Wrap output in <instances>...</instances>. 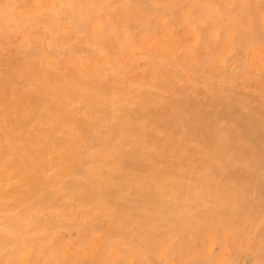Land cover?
<instances>
[{"label": "rangeland", "instance_id": "obj_1", "mask_svg": "<svg viewBox=\"0 0 264 264\" xmlns=\"http://www.w3.org/2000/svg\"><path fill=\"white\" fill-rule=\"evenodd\" d=\"M50 1L0 0V264H264V0Z\"/></svg>", "mask_w": 264, "mask_h": 264}, {"label": "bare ground", "instance_id": "obj_2", "mask_svg": "<svg viewBox=\"0 0 264 264\" xmlns=\"http://www.w3.org/2000/svg\"><path fill=\"white\" fill-rule=\"evenodd\" d=\"M32 1H33V0H32ZM36 1H37V0H36ZM47 1H48V0H47ZM51 1H52V0H51ZM51 1H50V2H51ZM54 1H56V0H54ZM62 1H63V0H62ZM64 1H67V2H68V0H64ZM191 1H192V0H191ZM204 1H205V0H204ZM241 1H244V0H241ZM248 1H249V0H246V2H248ZM251 1H252V0H251ZM251 1H250V2H251ZM12 2H13V0H12ZM70 2H71V1H70ZM126 2H127V1H126ZM126 2H125V3H126ZM189 2H190V1H189ZM195 2H197V1H195ZM228 2H229V1H228ZM228 2H227V3H228ZM246 2L244 1V4H245ZM253 2H255V0H254ZM258 2H260V1L258 0ZM82 3H83V2H82ZM113 3H114V2H113ZM205 3H207V2H205ZM229 3H230V2H229ZM231 3H232V1H231ZM240 3H242V2H240ZM256 3H257V1H256ZM256 3H255V4H256ZM2 4H3V3H2ZM5 4H6V3H5ZM64 4H65V3H64ZM64 4H63V5H64ZM134 4H135V3H134ZM13 5H14V4H13ZM13 5H12V6H13ZM37 5H38V4H37ZM39 5H40V4H39ZM46 5H48V4H46ZM65 5H66V4H65ZM69 5H70V4H69ZM230 5H231V4H230ZM230 5H229V6H230ZM240 5H241V4H238V7H239ZM258 5H259V4H258ZM5 6L7 7V5H5ZM5 6H4V7H5ZM15 6H16V5H15ZM71 6H72V5H71ZM82 6H83V5H82ZM188 6H189V4H188ZM190 6H191V3H190ZM227 6H228V5H227ZM246 6H247V5H246ZM10 7H11V6H10ZM21 7L23 8L24 6L21 5ZM26 7H27V6H26ZM37 7H38V6H35V7H33V8L35 9V8H37ZM55 7H56V6H55ZM65 7H66V6H65ZM65 7H64V9H65ZM241 7H242V5H241ZM8 8H9V7H8ZM57 8L61 9L60 7H57ZM70 8H71V7H70ZM239 8H240V7H239ZM243 8H244V7H243ZM257 8H258V7H257ZM5 9H6V8H5ZM5 9H4V10H5ZM67 9H68V8H67ZM67 9H65V10H67ZM76 9H77V8H76ZM78 9H79V8H78ZM84 9H85V8H84ZM135 9H136V8H135ZM187 9H189V8H187ZM17 10H18V9H17ZM42 10H43V8H42ZM61 10H62V9H61ZM70 10H71V9H70ZM166 10H167V9H166ZM171 10H172V9H171ZM213 10H214V9H213ZM240 10H241V8H240ZM253 10H254V9H253ZM255 10H257V9H255ZM9 11H10V10H9ZM9 11H8V12H9ZM21 11H22V10H21ZM34 11H35V10H34ZM73 11H74V9H73ZM187 11H188V10H187ZM214 11H215V10H214ZM260 11H261V10H260ZM3 12H4V11H3ZM25 12H26V10H25ZM83 12H84V11H83ZM232 12H233V11H232ZM258 12H259V11H258ZM21 13H23V12H21ZM71 13H72V12H71ZM73 13H74V12H73ZM78 13H79V10H78ZM84 13H85V12H84ZM86 13H87V12H86ZM140 13H141V12H140ZM146 13H147V12H146ZM163 13H164V12H163ZM239 13H240V12H239ZM245 13H247V12H245ZM5 14H6V13H5ZM79 14H80V13H79ZM263 14H264V12H263ZM12 15H13V13H12ZM27 15H28V13H27ZM77 15H78V14H77ZM105 15H106V14H105ZM105 15H104V16H105ZM138 15H140V14H138ZM165 15H166V13H165ZM261 15H262V13L260 14V17H261ZM8 16H9V15H8ZM41 16H42V15H41ZM75 16H76V15H75ZM80 16H81V15H80ZM9 17H10V16H9ZM14 17H15V16H14ZM60 17H61V16H60ZM72 17H74V16H72ZM78 17H79V16H77L76 18H78ZM96 17H98V16H96ZM163 17H164V16H163ZM227 17H228V16H227ZM10 18H11V17H10ZM27 18H28V17H27ZM52 18H54V16H52ZM52 18H50V19H52ZM74 18H75V17H74ZM74 18H73V19H74ZM83 18H84V17H83ZM92 18H95V17H92ZM136 18H137V17H136ZM153 18H154V17H153ZM160 18H161V17H160ZM0 19H1V18H0ZM47 19H48V18H47ZM54 19H55V18H54ZM60 19H61V18H60ZM68 19H69V18H68ZM6 20H7V17H6ZM52 20H53V19H52ZM74 20H75V19H74ZM76 20H77V19H76ZM160 20H161V19H160ZM163 20H164V19H163ZM248 20H249V19H248ZM0 21H1V20H0ZM9 21H10V20H9ZM16 21H17V20H16ZM19 21H20V20H19ZM70 21H71V20H70ZM97 21H99V20H97ZM100 21H102V20H100ZM1 22H2V21H1ZM1 22H0V23H1ZM5 22H6V21H5ZM80 22H81V19H80ZM80 22H79V23H80ZM9 23H11V21H10ZM19 23H20V22H19ZM67 23H69V22H67ZM92 23H93V22H92ZM126 23H127V22H126ZM144 23H145V22H144ZM144 23H143V24H144ZM219 23H220V22H219ZM224 23H225V21H224ZM224 23H223L222 25H224ZM227 23H228V21H227L225 24L228 25ZM82 24H83V23H82ZM95 24H96V23H95ZM120 24H121V23H120ZM123 24H124V25H123ZM220 24H221V23H220ZM263 24H264V23H263ZM263 24H262V25H263ZM15 25H16V24H15ZM19 25H20V24H19ZM67 25H68V24H67ZM69 25H70V24H69ZM75 25L78 26L77 24H75ZM99 25H100V24H99ZM121 25L125 26V23H122ZM121 25H120V26H121ZM215 25H216V24H215ZM258 25H259V21H258ZM262 25H261V26H262ZM8 26H9V25H8ZM13 26H14V25H13ZM35 26H36V25H35ZM107 26H109V25H107ZM118 26H119V25H118ZM120 26H119V27H120ZM259 26H260V25H259ZM24 27H26V26H24ZM27 27H28V26H27ZM36 27H37V26H36ZM87 27H88V26H87ZM95 27H96V26H95ZM95 27H94L93 29H95ZM143 27H145V26H143ZM257 27H258V26H257ZM3 28H4V27H3ZM3 28H2V29H3ZM15 28H16V27H15ZM17 28H19V27H18V24H17ZM37 28H38V27H37ZM43 28H45V27H43ZM65 28H66V27H65ZM68 28H69V27H68ZM88 28H89V27H88ZM90 28H91V27H90ZM111 28H112V27H111ZM120 28H121V27H120ZM6 29H7V28H6ZM10 29H11V28H10ZM13 29H14V27H13ZM13 29H12V31H15V29H14V30H13ZM19 29H20V28H19ZM22 29H23V28H22ZM30 29H31V28H30ZM33 29H34V28H33ZM45 29H46V28H45ZM93 29L91 28V30H93ZM139 29H140V28H139ZM141 29H142V28H141ZM258 29H259V28H258ZM262 29H264V28H262ZM25 30H26V28H25ZM41 30H43V29H41ZM67 30H68V29H67ZM143 30H144V29H143ZM164 30H165V29H164ZM164 30H163V31H164ZM167 30H168V29H167ZM189 30H190V29H188L187 31H189ZM10 31H11V30H10ZM16 31H17V30H16ZM27 31H29V29H28ZM31 31H32V30H31ZM34 31H35V30H34ZM73 31H74V30H73ZM80 31H81V30H80ZM88 31H89V30H88ZM99 31H100V28H99ZM165 31H166V30H165ZM184 31H185V30H184ZM184 31H183V33H184ZM228 31H229V30H228ZM233 31H234V30H233ZM24 32H25V31H24ZM38 32H39V31H38ZM61 32H62V31H61ZM68 32H69V31H68ZM100 32H101V31H100ZM107 32H108V31H107ZM113 32H114V31H113ZM125 32H126V31H125ZM161 32H162V31H161ZM167 32H168V31H167ZM190 32H191V30H190ZM215 32H217V30H216ZM8 33H9V32H8ZM12 33H13V32H12ZM12 33L10 32L11 35H12ZM18 33H19V32H18ZM18 33H17V35H18ZM25 33H26V32H25ZM30 33H31V32H30ZM41 33H42V32H41ZM47 33H48V31H47ZM75 33H76V32H75ZM97 33H98V32H97ZM157 33H158V32H157ZM26 34H27V33H26ZM28 34H29V33H28ZM69 34H70V33H69ZM80 34H81V33H80ZM82 34H83V33H82ZM121 34H122V32H121ZM121 34H120V35H121ZM165 34H166V32H165ZM186 34H187V33H186ZM189 34H190V33H189ZM224 34H225V32H224ZM13 35H14V34H13ZM17 35H16L15 37H17ZM41 35H42V34L38 35V37L41 36ZM88 35H89V34H88ZM90 35H91V33H90ZM95 35H96V33H95ZM111 35H112V33H111ZM215 35H216V33H215ZM6 36H9V35L6 34ZM6 36H4V37H6ZM31 36H32V35H31ZM71 36H72V35H71ZM77 36H79V35L77 34ZM98 36H99V33H98ZM223 36H225V35H223ZM223 36H222V37H223ZM240 36H241V35H240ZM252 36H254V34H252ZM12 37H14V36H12ZM38 37H37V40H38ZM42 37H43V36H41V38H42ZM48 37H50V36H48ZM149 37H150V36H149ZM80 38H81V37H80ZM86 38H87V37H86ZM97 38H98V37H97ZM164 38H165V37H164ZM191 38H192V36H191ZM195 38H197V36H196ZM195 38H194V39H195ZM243 38H244V37H243ZM18 39H19V38H18ZM75 39H76V38H75ZM94 39H95V38H94ZM98 39H99V38H98ZM161 39H163L162 36H161ZM225 39H226V38H225ZM225 39H224V40H225ZM229 39H230V38H229ZM240 39H241V38H240ZM21 40H23V39H21ZM27 40H28V39H27ZM30 40H31V39H30ZM37 40H36V42H38ZM48 40H49V39H48ZM72 40H73V38H72ZM95 40H96V39H95ZM116 40H118V39H116ZM172 40H173V39H172ZM192 40H193V39H192ZM224 40H223V41H224ZM247 40H249V39H247ZM259 40H260V39H259ZM23 41H24V40H23ZM28 41H29V40H28ZM112 41H113V40H112ZM195 41H196V40H195ZM223 41H221V42L223 43ZM228 41H231V40H228ZM260 41H262V40H260ZM36 42H35V43H36ZM41 42H42V41H41ZM56 42H57V41H56ZM113 42H114V41H113ZM190 42H191V41H190ZM190 42H189V43H190ZM196 42H197V41H196ZM258 42H259V41H258ZM258 42H257V43H258ZM4 43H5V42H4ZM12 43H13V42H12ZM12 43H11V45H12ZM22 43H23V42H22ZM38 43H39V42H38ZM47 43H48V42H47ZM58 43H59V42H58ZM66 43H67V42H66ZM79 43H80V42H79ZM152 43H153V42H152ZM172 43H173V42H172ZM187 43H188V42H187ZM189 43H188V44H189ZM193 43H194V42H193ZM233 43H234V42H233ZM236 43H237V42H235V44H236ZM253 43H254V42H253ZM253 43H252V44H253ZM259 43H260V42H259ZM0 44H2V43H0ZM14 44H15V42H14ZM32 44H33V42H32ZM45 44H46V43H45ZM116 44H117V43H116ZM188 44H186V46H187ZM2 45H3V44H2ZM6 45H7V44H6ZM21 45H23V44H21ZM21 45H20V46H21ZM30 45H31V44H30ZM30 45H29V47H30ZM67 45H68V44H67ZM81 45H82V44H81ZM117 45H118V44H117ZM159 45H160V44H159ZM159 45H158V46H159ZM174 45H175V44H174ZM231 45H232V43H231ZM255 45H256V44H255ZM33 46H34V44H33ZM63 46H64V45H63ZM65 46H66V45H65ZM73 46H74V44H73ZM82 46H83V45H82ZM82 46H81V47H82ZM85 46H86V45H85ZM91 46H92V45H91ZM163 46H164V45H163ZM165 46H166V44H165ZM182 46H183V45H182ZM188 46H189V45H188ZM220 46H221V45H220ZM228 46H229V45H228ZM228 46H227V47H228ZM234 46H235V45L233 44L232 47L234 48ZM236 46H237V45H236ZM238 46H239V45H238ZM242 46H243V44H242ZM249 46H250V45H249ZM252 46H254V45H252ZM4 47H5V46H4ZM27 47H28V46H27ZM27 47H26V48H27ZM39 47H40V45L38 46V48H39ZM61 47H62V46H61ZM161 47H162V44H161ZM168 47H169V46H168ZM222 47H223V46H222ZM11 48H12V47H11ZM31 48H32V47H31ZM34 48H35V47H34ZM44 48H45V47H44ZM46 48H47V47H46ZM92 48H93V47H92ZM122 48H123V47H122ZM237 48H238V47H237ZM16 49H17V48H16ZM18 49H19V48H18ZM24 49H25V48H24ZM29 49H30V48H29ZM36 49H37V47H36ZM48 49H49V48H48ZM55 49H56V47H55ZM63 49H64V48H62V50H63ZM69 49H71V48H69ZM78 49H79V48H78ZM85 49H86V48H85ZM90 49H91V48H90ZM166 49H167V48H166ZM166 49L164 48V50H166ZM185 49H187V47H185ZM204 49H206V48H204ZM220 49H221V47H220ZM230 49H231V48H230ZM239 49H240V48H239ZM6 50H7V49H6ZM12 50H13V49H12ZM12 50H11V52H12ZM19 50H20V49H19ZM26 50H27V49H26ZM31 50H32V49H31ZM37 50H38V49H37ZM42 50H44V49H42ZM51 50H52V49H51ZM51 50H50V53H51ZM53 50H54V48H53ZM62 50H61V51H62ZM172 50H173V48L171 49V51H172ZM254 50H255V49H254ZM256 50H257V49H256ZM15 51H16V50H15ZM15 51H14V52H15ZM28 51H29V50H28ZM46 51H47V50H46ZM63 51H64V50H63ZM87 51H88V50H86V52H87ZM96 51H97V49H96ZM120 51H121V50H120ZM185 51H186V50H185ZM219 51H221V50H219ZM14 52H12V53H14ZM19 52H20V51H19ZM21 52H23V51H21ZM30 52H31V51H30ZM33 52H34V51H33ZM53 52L55 53V51H53ZM99 52H100V50H99ZM121 52H122V51H121ZM217 52H218V51H217ZM229 52H231V50H229ZM7 53H8V51H7ZM17 53H18V52H17ZM35 53H36V52H35ZM48 53H49V52H48ZM50 53H49V54H50ZM58 53H59V52H58ZM166 53H167V52H166ZM166 53H165V54H166ZM172 53H173V52H172ZM14 54H15V53H14ZM18 54H19V53H18ZM18 54H17V56H18ZM46 54H47V53H46ZM56 54H57V53H56ZM62 54H63V53H62ZM97 54H98V52H97ZM173 54H174V53H173ZM215 54H216V53H215ZM225 54H226V53H224V55H225ZM8 55H9V54H8ZM38 55H39V54H38ZM50 55H51V54H50ZM50 55H49V56H50ZM66 55H67V54H66ZM73 55H74V54H73ZM73 55H72V56H73ZM77 55H78V54H77ZM168 55H169V54H168ZM185 55H186V54H185ZM2 56H3V55H2ZM9 56H10V55H9ZM45 56H47V55H45ZM49 56H48V59L50 58ZM96 56H97V55H96ZM170 56H171V55H170ZM173 56H174V55H173ZM227 56H228V55H227ZM227 56H226V57H227ZM246 56H247V55H246ZM20 57H21V56H20ZM52 57H53V56H52ZM99 57H100V56H99ZM104 57H106V56H104ZM117 57H118V56H117ZM122 57H123V56H122ZM127 57H128V56H127ZM189 57H190V56H189ZM1 58H2V57H1ZM66 58H67V57H66ZM185 58H187V56H186ZM214 58H215V57H214ZM16 59H17V58H16ZM22 59H23V58H22ZM51 59H52V58H51ZM78 59H79V58H78ZM101 59H102V58H101ZM126 59H127V58H126ZM129 59H130V58H129ZM188 59H189V58H188ZM0 60H2V59H0ZM45 60H46V59H45ZM45 60H44V61H45ZM98 60H99V59H98ZM104 60H105V59H104ZM140 60H141V59H140ZM143 60H144V59H143ZM189 60H190V59H189ZM224 60H225V59H224ZM233 60H234V59H233ZM38 61H39V60H38ZM75 61H77V60H75ZM101 61H102V60H101ZM185 61H186V60H185ZM262 61H263V60H262ZM41 62H42V61H41ZM61 62H62V61H61ZM64 62H65V61H64ZM77 62L79 63V61H77ZM124 62H125V59H124ZM186 62H188V60H187ZM246 62H247V61H246ZM99 63H100V62H99ZM120 63H122V62H120ZM127 63H128V62H127ZM188 63H189V62H188ZM213 63H214V62H213ZM231 63H232V62H231ZM51 64H52V63H51ZM92 64H93V63H92ZM133 64H134V62H133ZM133 64H132V65H133ZM194 64H195V63H194ZM214 64H215V63H214ZM221 64H222V63H221ZM247 64H248V63H247ZM11 65H12V64H11ZM66 65H67V64H66ZM90 65H91V64H90ZM105 65H106V64H105ZM138 65H139V64H138ZM68 66H69V65H68ZM70 66H71V65H70ZM74 66H75V65H74ZM81 66H83V65H81ZM107 66H108V65H107ZM107 66H106V67H107ZM136 66H137V65H136ZM262 66H263V65H262ZM24 67H25V66H24ZM31 67H32V66H31ZM71 67H73V66H71ZM84 67H85V66H84ZM191 67H192V66H191ZM194 67H195V66H194ZM194 67H193V68H194ZM211 67H212V66H211ZM216 67H218L217 64H216ZM7 68H8V66H7ZM48 68H49V67H48ZM74 68H75V67H74ZM82 68H83V67H82ZM151 68H152V67H151ZM164 68H165V67H164ZM167 68H168V67H167ZM219 68H220V67H219ZM224 68H225V67H224ZM224 68H223V69H224ZM243 68H244V67H243ZM51 69L53 70L52 67H51ZM216 69L218 70V68H216ZM223 69H222V70H223ZM228 69H229V68H228ZM85 70H87V69H85ZM96 70H97V69H96ZM96 70H95V71H96ZM130 70H131V69H130ZM163 70H164V69H163ZM199 70H200V69H199ZM257 70H258V69H257ZM257 70H256V71H257ZM107 71H108V70H107ZM212 71H213V70H212ZM244 71L248 72V70H244ZM85 72H86V71H85ZM142 72H143V70H142ZM177 72H178V71H177ZM224 72H226V71H224ZM224 72H223V73H224ZM228 72H229V71H228ZM261 72H262V71H261ZM57 73H58V72H57ZM103 73H104V72H103ZM110 73H111V72H110ZM110 73H109V74H110ZM117 73H118V72H117ZM117 73H116V75H117ZM138 73H139V72H138ZM179 73H180V72H179ZM182 73H183V71H182ZM214 73H215V71H214ZM220 73H221V71H220ZM240 73H241V72H240ZM254 73H255V72H254ZM93 74H94V72H93ZM99 74H100V73H99ZM104 74H105V73H104ZM144 74H145V73H144ZM147 74H148V73H147ZM169 74H170V73H169ZM172 74H173V73H172ZM193 74H194V73H193ZM216 74L218 75V73H216ZM248 74H249V73H248ZM59 75H60V73H59ZM111 75H112V73H111ZM118 75H119V73H118ZM120 75H121V74H120ZM120 75H119V76H120ZM170 75H171V74H170ZM177 75H178V74H177ZM188 75H189V74H188ZM195 75H196V74H195ZM93 76H94V75H92V77H93ZM173 76H174V74H173ZM192 76H193V75H192ZM260 76H261V74H260ZM94 77H96V74H95ZM115 77H117V76H115ZM137 77H138V76H137ZM145 77H146V76H145ZM184 77H185V76H184ZM229 77H231V76H229ZM262 77H263V76H262ZM21 78H24V77L21 76ZM119 78H120V77H119ZM180 78H181V76H180ZM199 78H200V77H199ZM204 78H205V77H204ZM182 79H183V78H182ZM200 79H202V78H200ZM213 79H214V78H213ZM19 80H20V78H19ZM19 80H18V81H19ZM119 80H120V79H119ZM119 80H118V81H119ZM153 80H154V79H153ZM174 80H178V79H174ZM257 80H258V79H257ZM262 80H263V78H262ZM259 81H260V80H259ZM259 81H258V82H259ZM86 82H87V81H86ZM86 82H85V83H86ZM172 82H174V81H172ZM253 82H254V81H253ZM253 82H252V84H253ZM19 83H20V81H19ZM124 83H125V81H124ZM175 83H176V82H175ZM179 83H183V81H182V82H179ZM179 83H178V84H179ZM186 83H187V82H186ZM190 83H191V82H190ZM192 83H194V82H192ZM125 84H126V83H125ZM169 84H170V83H169ZM184 84H185V83H184ZM187 84H188V83H187ZM194 84H195V83H194ZM221 84H222V83H221ZM224 84H225V83H224ZM234 84H236V83H234ZM222 85H223V84H222ZM231 85H232V84H230L229 86H231ZM236 85H237V84H236ZM193 86H194V85H193ZM199 86H200V85H199ZM229 86H228V87H229ZM23 87H24V86H23ZM27 87H28V86H27ZM143 87H144V86H143ZM143 87H139V88H143ZM168 87H169V85H168ZM180 87H183V86H180ZM197 87H198V86H197ZM203 87H204V86H203ZM241 87H242V86H241ZM72 88H73V87H72ZM132 88H133V87H132ZM137 88H138V87H137ZM169 88H170V87H169ZM183 88H184V87H183ZM11 89H12V88H11ZM13 89H14V87H13ZM144 89H145V88H144ZM171 89H172V88H171ZM193 89H195V88H193ZM196 89H197V88H196ZM210 89H211V88H210ZM210 89H209V90H210ZM242 89H244V88H242ZM29 90H30V89H29ZM33 90H34V89H33ZM134 90H135V86H134ZM169 90H170V89H169ZM207 90H208V89H207ZM240 90H241V89H240ZM245 90H247V89H245ZM203 91H204V90H203ZM8 92H9V94H10V91H8ZM13 92H14V91H13ZM31 92H32V89H31ZM143 92H144V91H143ZM146 92H147V91H146ZM188 92H189V91H188ZM191 92H193V91H191ZM196 92H197V91H196ZM196 92H195V93H196ZM250 92H251V91H250ZM253 92H255V91L253 90ZM6 93H7V92H6ZM22 93H23V92H22ZM32 93H33V92H32ZM169 93H170V92H169ZM197 93H199V92H197ZM216 93H217V92H216ZM221 93H222V92H221ZM255 93H256V92H255ZM134 94H136V91H135ZM142 94H143V93H141V95H142ZM147 94H148V93H147ZM147 94H145V95L147 96ZM171 94H172V91H171ZM171 94H170L169 96H172ZM183 94H184V93H183ZM217 94H218V93H217ZM219 94H220V93H219ZM232 94H234V93H232ZM256 94H257V93H256ZM21 95H22V94H21ZM34 95H37V94H34ZM149 95H150V93H149ZM166 95H167V94H166ZM185 95H186V94H185ZM212 95H213V94H212ZM223 95H224V94H223ZM136 96H137V95H136ZM142 96H143V95H142ZM150 96H151V95H150ZM174 96H175V95H174ZM183 96H184V95H182L181 98H182ZM192 96H193V95H192ZM196 96H198V95L196 94ZM203 96H204V95H203ZM203 96H202V98H203ZM219 96H220V95H219ZM238 96H239V95H238ZM5 97H6V96H5ZM21 97H22V96H21ZM38 97H39V96H38ZM38 97H37V98H38ZM148 97H149V96H148ZM166 97H167V96H166ZM186 97H187V96H186ZM204 97H205V96H204ZM209 97H210V96H209ZM235 97H237V96H235ZM23 98H25V97H23ZM140 98H141V97H140ZM177 98H178V97H177ZM104 99H105V98H104ZM137 99H138V98H137ZM154 99H155V98H153V100H154ZM170 99H171V98H170ZM182 99H184V98H182ZM240 99H241V98H240ZM5 100H6V99H5ZM38 100H39V99H38ZM164 100H165V99H164ZM166 100H167V99H166ZM207 100H209V99H207ZM6 101H7V100H6ZM13 101H14V100H13ZM22 101H23V100H22ZM34 101H36V100H34ZM34 101H33V102H34ZM162 101H163V100H162ZM183 101L185 102V100H183ZM183 101H182V102H183ZM231 101H232V100H231ZM144 102H145V101H144ZM168 102H169V100H168ZM186 102H187V100H186ZM186 102H185V104H186ZM228 102H229V101H228ZM247 102H248V101H247ZM1 103H2V102H1ZM9 103H10V102H9ZM22 103H23V102H22ZM31 103H32V102H31ZM37 103H38V102H37ZM39 103H40V102H39ZM161 103H162V102H161ZM161 103H160V104H161ZM171 103H172V105H173V101H172ZM177 103H179V102H177ZM188 103H189V102H188ZM220 103H221V102H220ZM232 103H233V101H232ZM254 103H256V102H254ZM33 104H34V103H33ZM157 104H158V103H157ZM222 104H223V103H222ZM229 104H230V103H229ZM21 105H22V104H21ZM31 105H32V104H31ZM49 105H50V104H49ZM133 105H134V104H133ZM144 105H145V104H144ZM144 105H143V106H144ZM152 105H153V103H152ZM178 105H179V104H178ZM178 105H177V106H178ZM232 105H233V104H232ZM3 106H4V105H3ZM17 106H18V105H17ZM32 106H33V105H32ZM138 106H139V105H138ZM147 106H148V105H147ZM154 106H155V105H154ZM183 106H184V105H183ZM190 106H191V105H190ZM55 107H56V106H55ZM121 107H122V106H121ZM123 107H124V106H123ZM125 107H126V106H125ZM127 107H128V106H127ZM131 107H132V106H131ZM135 107H136V105H135ZM145 107H146V105H145ZM164 107H166V106H164ZM174 107L176 108V106H174ZM184 107H185V106H184ZM235 107H236V106H235ZM3 108H4V110L7 109V107H6V109H5V107H3ZM3 108H2V109H3ZM26 108H28L27 105H26ZM36 108H37V107H36ZM36 108H35V110H37ZM44 108H45V107H44ZM129 108H130V107H129ZM150 108H153V107L150 106ZM201 108H202V107H201ZM231 108H232V107H231ZM19 109H21L20 106H19ZM22 109H23V108H22ZM47 109H48V108H47ZM73 109H75V108H73ZM119 109H122V108H119ZM178 109H179V108H178ZM182 109H183V108H182ZM222 109H223V108H222ZM224 109H225V108H224ZM27 110H28V109H27ZM27 110H26V111H27ZM30 110H32V109L30 108ZM39 110H40V109H39ZM70 110H71V109H70ZM145 110H147V109H145ZM162 110H163V109H162ZM169 110H170V109H169ZM72 111H73V110H72ZM124 111H125V110H124ZM126 111H127V109H126ZM196 111H198V110H196ZM218 111H220V110H218ZM33 112H35V111H33ZM135 112H136V110H135ZM156 112H159V111H156ZM170 112H171V111H170ZM180 112H181V111H180ZM186 112H188V110H187ZM235 112H236V111H235ZM36 113H37V112H36ZM36 113H35V114H36ZM45 113H46V111H45ZM45 113H44L43 115H45ZM146 113H147V111H146ZM148 113L150 114V112H148ZM182 113H183V111H182ZM207 113H208V112H207ZM251 113H252V112H251ZM14 114H15V113H14ZM23 114H24V113H22V115H23ZM121 114H122V113H121ZM123 114H125V113H123ZM134 114H135V113H134ZM153 114H154V117H155V113H153ZM156 114H157V113H156ZM164 114H165V113H164ZM187 114H188V113H187ZM190 114H191V113H190ZM192 114H193V113H192ZM192 114H191V115H192ZM194 114H195V113H194ZM200 114H201V113H200ZM203 114H204V113H203ZM208 114H210V113H208ZM216 114H217V113H216ZM248 114H249V113H248ZM260 114H261V113H260ZM30 115H31V114H30ZM127 115H128V114H127ZM127 115H126V116H127ZM159 115H161V114L159 113ZM182 115H183V114H182ZM185 115H186V114H185ZM185 115H184V117H185ZM198 115H199V114H198ZM11 116H12V115H11ZM14 116H15V115H14ZM32 116H33V115H32ZM32 116H31V117H32ZM128 116H129V115H128ZM142 116H143V115H142ZM146 116H147V115H146ZM163 116H165V115H163ZM186 116H187V115H186ZM192 116H193V115H192ZM201 116H202V115H201ZM211 116H212V115H211ZM218 116H219V115H218ZM224 116H225V115H224ZM248 116H249V115H248ZM8 117H9V116H8ZM46 117H47V116H46ZM131 117H132V116H131ZM131 117H129L128 119L130 120ZM133 117H134V116H133ZM161 117H162V116H161ZM225 117H226V116H225ZM237 117H238V116H237ZM29 118H30V116H29ZM96 118H97V117H96ZM125 118H127V117H125ZM135 118H136V117H135ZM142 118H143V117H142ZM142 118H141V119H142ZM173 118H174V117H173ZM173 118H172V120H174ZM176 118L178 119V116H177ZM201 118H202V117H201ZM221 118H222V117H221ZM1 119H2V118H1ZM30 119H31V118H30ZM33 119H34V118H33ZM123 119H124V117H123ZM188 119H189V118H188ZM222 119H223V118H222ZM226 119H228V118H226ZM226 119H225V120H226ZM259 119H260V118H259ZM259 119H258V120H259ZM7 120H8V119H7ZM10 120H11V119H10ZM10 120H9V121H10ZM126 120H127V119H126ZM135 120H136V119H135ZM144 120H145V119H144ZM160 120H161V119H160ZM160 120H159V121H160ZM163 120H164V119H163ZM167 120H168V119H167ZM216 120H217V119H216ZM9 121H8V122H9ZM14 121H15V117H14ZM23 121L26 122L25 119H24ZM122 121H123V120H122ZM136 121H137V120H136ZM189 121H190V119H189ZM189 121H188V123H189ZM209 121H210V120H209ZM5 122H6V121H5ZM10 122H12V121H10ZM18 122H21V121L19 120ZM25 122H24V123H25ZM37 122H38V121H37ZM115 122H116V120H115ZM119 122H120V121H119ZM123 122H125V121H123ZM142 122H143V121H142ZM146 122H147V120H146ZM153 122H154V121H153ZM166 122H167V121H166ZM191 122H192V121H191ZM203 122H204V121H203ZM232 122H233V121H232ZM254 122H255V120H254ZM254 122H253V123H254ZM259 122H260V121H259ZM13 123H14V122H13ZM57 123H58V122H57ZM129 123H131V122H129ZM129 123H126V126H128ZM171 123H172V122H171ZM180 123H181V122H180ZM186 123H187V122H186ZM222 123H223V122H222ZM230 123H231V122H230ZM8 124H9V123H8ZM8 124H7V125H8ZM58 124H59V123H58ZM65 124H66V123H65ZM70 124H71V123H70ZM156 124H157V123H156ZM161 124H162V123H161ZM174 124H175V123H174ZM181 124H184V123H181ZM189 124H190V123H189ZM209 124H210V123H209ZM209 124H207V125H209ZM214 124H215V123H214ZM231 124H232V123H231ZM9 125H10V124H9ZM15 125H16V124H15ZM172 125H173V124H172ZM176 125H177V124H176ZM210 125H211V124H210ZM220 125H221V124H220ZM261 125H262V124H261ZM39 126H40V125H39ZM107 126H108V125H107ZM139 126H140V125H138V127H139ZM153 126H154V124H153ZM155 126H156V125H155ZM161 126H162V125H161ZM232 126H233V125H232ZM236 126H237V125H236ZM1 127H2V126H0V129H1ZM9 127H11V126H9ZM13 127H14V126H13ZM28 127H29V125H28ZM43 127H44V126H43ZM174 127H175V126H174ZM182 127H183V126H182ZM211 127H212V126H211ZM216 127H219V126H216ZM257 127H258V126H257ZM6 128H7V127H6ZM45 128H46V127H45ZM48 128H49V127H47V129H48ZM63 128H64V127H63ZM114 128H116V127H114ZM121 128H122V127H121ZM140 128H141V126H140ZM146 128H147V127L145 126V129H146ZM167 128H168V127H167ZM167 128H165V129L167 130ZM213 128H215V127H213ZM255 128H256V127H255ZM51 129H53V128H51ZM126 129L128 130L129 127L126 128ZM130 129H133V128L130 127ZM138 129H139V128H138ZM210 129H211V128H210ZM216 129H217V128H216ZM260 129H261V128H260ZM10 130H12V129H10ZM13 130H14V129H13ZM39 130L41 131L42 129H39ZM48 130H49V129H48ZM48 130H46V133H47ZM168 130H169V129H168ZM172 130H173V129H172ZM172 130H171V131H172ZM221 130H222V129H221ZM263 130H264V129H263ZM31 131H32V129H31ZM141 131H142V130H141ZM214 131H215V130H214ZM222 131H223V130H222ZM227 131H228V130H227ZM227 131H226V132H227ZM254 131H255V130H254ZM1 132H2V131H1ZM3 132H4V131H3ZM5 132H6V131H5ZM111 132H112V131H111ZM142 132H143V131H142ZM142 132H141V134H142ZM151 132H155V131L152 130ZM172 132H173V131H172ZM183 132H184V130H183ZM191 132H192V131H191ZM237 132H238V131H237ZM241 132H242V131H241ZM256 132H257V131H256ZM258 132H259V131H258ZM37 133H39V132H37ZM50 133H51V132H50ZM146 133H147V132H146ZM149 133H150V132H149ZM168 133H169V131H168ZM168 133H166V135H167ZM189 133H190V132H189ZM192 133H193V132H192ZM214 133H215V132H214ZM228 133H229V132H228ZM0 134H1V133H0ZM2 134H3V133H2ZM19 134H20V133H19ZM19 134H18V135H19ZM26 134H27V133H26ZM28 134H30V133H28ZM32 134H33V133H31V135H32ZM44 134H45V133H44ZM120 134H121V133H120ZM169 134H171V132H170ZM241 134H242V133H241ZM250 134H251V133H250ZM14 135H15V134H14ZM33 135H35V134H33ZM142 135H143V134H142ZM158 135H161V134H158ZM189 135H190V134H189ZM212 135H213V134H212ZM242 135H243V134H242ZM247 135H248V134H247ZM5 136H6V135H5ZM5 136H4V137H5ZM20 136H21V135H20ZM20 136H19V137H20ZM24 136H25V135H23L22 137H24ZM28 136H30V135H28ZM41 136H42V135H41ZM146 136H147V135H146ZM168 136H169V135H167V137H168ZM263 136H264V135H263ZM30 137H31V136H30ZM154 137H155V136H154ZM156 137H157V136H156ZM222 137H223V136H222ZM224 137H225V135H224ZM245 137H247V136H245ZM2 138H3V137H2ZM15 138H16V136H15ZM20 138H21V137H20ZM28 138H29V137H28ZM35 138H38V137H35ZM40 138H41V137H40ZM159 138H160V137H158V139H159ZM171 138H172V137H171ZM184 138H185V137H184ZM187 138H188V137H187ZM192 138H193V137H192ZM228 138H229V137H228ZM8 139H9V137H8ZM30 139H32V138H30ZM33 139H34V138H33ZM129 139H131V138H129ZM133 139H134V138H133ZM133 139H132V140H133ZM141 139H142V138H141ZM148 139H150V137H149ZM154 139H155V138H154ZM169 139H170V138H169ZM17 140H18V137H17ZM36 140H37V139H36ZM144 140H147V139H144ZM151 140H152V137H151ZM151 140H150V141H151ZM177 140H178V139H177ZM216 140H217V139H216ZM5 141H6V140H5ZM22 141L24 142V140H22ZM123 141H124V140H123ZM133 141H134V140H133ZM258 141H259V140H258ZM14 142H15V141H14ZM17 142H19V141H17ZM209 142H210V141H209ZM216 142H217V141H216ZM221 142H222V141H221ZM221 142H220V143H221ZM241 142H242V140H241ZM241 142H240V144H241ZM254 142H255V141H254ZM27 143H28V142H27ZM30 143H31V142H30ZM50 143H51V141H50ZM189 143H190V142H189ZM200 143H201V142H200ZM210 143H211V142H210ZM35 144H37V143H35ZM183 144H184V142H183ZM190 144H191V143H190ZM217 144H218V143H217ZM244 144H245V143H244ZM157 145H158V144H157ZM223 145H224V143H223ZM223 145H222V146H223ZM242 145H243V144H242ZM257 145H258V144H257ZM34 146H36V145H34ZM40 146H41V144H40ZM189 146H190V145H189ZM189 146H188V147H189ZM194 146H195V145H194ZM202 146H203V145H202ZM215 146H216V151H217V145H216V143H215ZM224 146H225V145H224ZM248 146H249V145H248ZM262 146H263V145H262ZM20 147H21V146H20ZM45 147H46V146H45ZM67 147H68V146H67ZM243 147H244V146H243ZM258 147H259V146H258ZM29 148L31 149V147H29ZM42 148H43V147H42ZM180 148H182V147H180ZM185 148H186V147H185ZM190 148H191V146H190ZM198 148H200V147H198ZM229 148H230V147H229ZM36 149H37V147H36ZM39 149H40V148H39ZM66 149H67V148H66ZM124 149H126V148H124ZM127 149H128V148H127ZM138 149H139V148H138ZM143 149H144V148H143ZM206 149H207V148H206ZM67 150H68V149H67ZM195 150H196V149H195ZM197 150H198V149H197ZM222 150H223V148H222ZM226 150H227V149H226ZM252 150H253V149H252ZM257 150H258V149H257ZM14 151H15V150H14ZM39 151H40V150H39ZM143 151H144V150H143ZM145 151H146V150H145ZM151 151H152V150H151ZM151 151H150V152H151ZM178 151H179V150H178ZM190 151H191V150H190ZM190 151H189V152H190ZM202 151H203V150H202ZM212 151H213V150H212ZM30 152H31V151H30ZM130 152H131V151H129V153H130ZM193 152H194V150H193ZM198 152H199V154H200V151H199V150H198ZM218 152H220V151H218ZM221 152H222V151H221ZM223 152H225V151L223 150ZM223 152H222V153H223ZM259 152H261V151H259ZM17 153H18V152H17ZM152 153H153V152H152ZM152 153H150V154L153 155L154 153H153V154H152ZM180 153H181V152H180ZM183 153L186 154V152H183ZM183 153H182V154H183ZM261 153H262V152H261ZM130 154H132V153H130ZM182 154H180V155L182 156ZM189 154H191V153H189ZM195 154H196V153H195ZM216 154H217V157H218V153H216ZM216 154H215V155H216ZM254 154H255V153H254ZM30 155H31V154H30ZM193 155H194V154H193ZM202 155H203V154H202ZM221 155H222V154H221ZM230 155L232 156L233 154L230 153ZM252 155H253V154H252ZM196 156H198V155H196ZM206 156H207V155H206ZM234 156H235V155H234ZM247 156H248V155H247ZM146 157H147V156H146ZM146 157H145V158H146ZM253 157H254V156H253ZM255 157H256V156H255ZM15 158H16V157H15ZM25 158H26V157H25ZM28 158H29V157H28ZM179 158H180V157H179ZM179 158H178L177 160H179ZM185 158H186V155H185ZM185 158H184V159H185ZM192 158H193V157H192ZM221 158H223V157H221ZM221 158H220V159H221ZM232 158H233V157H232ZM232 158H231V160H232ZM234 158H235V157H234ZM238 158H239V157H238ZM244 158H246V157H244ZM258 158H259V157H258ZM173 159H175V158H173ZM210 159H211V158H210ZM242 159H243V158H242ZM256 159H257V158H256ZM18 160H19V159H18ZM194 160H195V159H194ZM226 160H227V159H226ZM226 160H225V161H226ZM244 160H246V159H244ZM15 161H16V160H15ZM212 161H213V160H212ZM221 161H223V160H221ZM234 161H235V159H234ZM250 161H251V160H250ZM253 161H254V160H253ZM253 161H252V162H253ZM256 161H257V160H256ZM24 162H25V161H24ZM171 162H172V161H171ZM179 162H181V158H180V161H179ZM196 162H197V161H196ZM208 162H209V161H208ZM247 162H248V161H247ZM48 163H49V162H48ZM175 163H177V162H175ZM181 163H182V162H181ZM223 163H224V161H223ZM223 163H221V164H223ZM231 163H232V162H231ZM6 164H7V163H6ZM187 164H188V163H187ZM203 164H204V163H203ZM205 164H206V163H205ZM205 164H204V165H205ZM216 164H219V163H216ZM236 164H237V163H236ZM250 164H251V163H250ZM33 165H34V164H33ZM192 165H193V164H192ZM226 165L228 166V165H230V164L227 163ZM232 165H233V164H232ZM232 165H231V166H232ZM28 166H29V165H28ZM31 166H32V165H31ZM34 166H35V165H34ZM173 166H175V165H173ZM256 166H257V165H256ZM192 167H193V166H192ZM205 167H206V166H205ZM221 167H222V166H221ZM253 167L255 168L254 165H253ZM208 168H209V167H208ZM208 168H207V169H208ZM240 168H241V166H240ZM192 169H193V168H192ZM222 169H223V168H222ZM32 170H33V169H32ZM208 170H209V169H208ZM208 170H207V171H208ZM242 170H243V169H242ZM253 170H254V169H253ZM253 170H252V171H253ZM16 171H17V170H16ZM190 171H191V170H190ZM190 171H189V173H190ZM247 171H248V170H247ZM247 171H246V172H247ZM209 172H211V171H209ZM222 172H223V170H222ZM192 173H193V172H192ZM192 173H191V175H192ZM223 173H224V172H223ZM254 173H255V172H254ZM29 174H30V173H29ZM182 174H183V173H182ZM242 174H243V173H242ZM183 175H185V174H183ZM210 175H212V174L210 173ZM218 175H219V173H218ZM237 175H238V174H236V176H237ZM245 175H246V174H245ZM251 175H252V174H251ZM251 175H250V176H251ZM27 176H29V175L27 174ZM187 176H188V175H187ZM219 176H220V175H219ZM29 177H30V176H29ZM35 177H36V176H35ZM37 177H38V176H37ZM189 177H190V176H189ZM193 177H194V176H193ZM193 177H192V178H193ZM220 177H222V176H220ZM31 178H32V177H31ZM222 178H223V177H222ZM222 178H221V179H222ZM233 178H234V177H233ZM263 178H264V177H263ZM22 179H23V178H22ZM32 179H34V178H32ZM194 179H195V178H194ZM199 179H200V178H199ZM201 179H202V178H201ZM213 179H214V178H213ZM225 179H226V178H225ZM29 180H30V179H29ZM252 180H253V179H252ZM32 181H33V180H32ZM201 181H202V180H201ZM242 181H243V180H242ZM37 182H39V181H37ZM37 182H36V183H37ZM182 182H183V181H182ZM184 182H185V181H184ZM239 182H240V181H239ZM239 182H238V183H239ZM246 182H247V180H246ZM250 182H251V181H250ZM178 183H179V182H178ZM180 183H181V180H180ZM185 183H186V182H185ZM204 183H205V181H204ZM215 183H216V182H215ZM215 183H214V184H215ZM181 184H182V183H181ZM183 184H184V183H183ZM211 184H213V183H210V184H208V185H211ZM222 184H223V182H222ZM32 185H33V184H32ZM37 185H38V184H37ZM197 185H198V184H197ZM201 185H203V184H201ZM201 185H200V186H201ZM204 185H205V184H204ZM217 185H218V184H217ZM231 186H232V185H231ZM233 186H234V185H233ZM205 187H206V186H204V189H205ZM13 188H14V187H13ZM207 188H208V186H207ZM210 188H211V187H210ZM216 188H217V186H216ZM234 188H236V187H234ZM250 188H251V187H250ZM254 188H255V187H254ZM214 189H215V188H214ZM223 189H224V187H223ZM232 189H233V188H232ZM23 190H24V189H23ZM207 190H209V189H207ZM207 190H206V192H207ZM221 190H222V189H221ZM228 190H229V189H228ZM233 190H234V189H233ZM233 190H231V191L233 192ZM237 190H238V189H237ZM237 190H236V191H237ZM217 191H218V189H217ZM223 191H225V190H223ZM236 191H235V192H236ZM239 191L241 192V190H239ZM206 192H205V193H206ZM209 192H210V190H209ZM209 192H207V193H209ZM221 192H222V191H221ZM227 192H228V191H227ZM203 193H204V192H203ZM207 193H206V194H207ZM210 193H211V192H210ZM217 193H218V192H217ZM229 193H230V192H229ZM229 193H227V194H229ZM26 194H29V193L27 192ZM218 194L220 195V193H218ZM221 194H222V193H221ZM224 194H226V193H224ZM224 194H223V196H224ZM231 194H232V193H231ZM219 195H218V196H219ZM232 195L234 196V193H233ZM259 195H260V194H259ZM262 195H263V193H262ZM189 196H190V195H188V197H189ZM198 196H199V195H198ZM209 196H210V195H209ZM226 196H227V195H226ZM257 196H258V195H257ZM260 196H261V195H260ZM222 198H223V197H222ZM222 198H221V199H222ZM232 198H233V197H232ZM235 198H236V197H235ZM11 202H12V201H11ZM11 202H10V203H11ZM13 202H14V201H13ZM215 202H216V201H215ZM254 202H255V201H254ZM226 203H227V202H226ZM255 203H256V202H255ZM255 203H254V204H255ZM257 203H258V201H257ZM167 204H169V203H167ZM181 204H182V202H181ZM183 204H184V203H183ZM187 204H188V203H187ZM239 204H240V203H239ZM258 204H260V202H259ZM12 205H13V204H12ZM260 205H262V204H260ZM189 206L191 207V206H193V205H192V204H191V205L189 204ZM232 206H233V204H232ZM241 206H242V205H241ZM258 206H259V205H258ZM206 207H207V206H206ZM239 207H240V206H239ZM262 207H263V205H262ZM223 208H225V207H223ZM226 208H227V207H226ZM234 208H236V206H235ZM250 208H251V207H250ZM218 209H220V208H218ZM227 211H228V210H227ZM253 211H254V210H253ZM256 211H257V210H256ZM196 212H197V211H196ZM220 212H221V210H220ZM222 212H223V210H222ZM222 212H221V214H222ZM263 212H264V211H263ZM249 213H250V212H249ZM257 213H258V212H257ZM223 214H224V213H223ZM261 216H262V215H261ZM177 217H178V216H177ZM177 217H176V218H177ZM183 218H184V217H183ZM236 219H237V218H236ZM260 219H261V218H260ZM260 219L258 218V220H260ZM105 226H106V224H105ZM260 226H261V225H260ZM33 227H34V226H33ZM212 228H213V227H212ZM222 229H223V228H222ZM222 229H220V231H221ZM202 231H203V230H202ZM238 231H239V230H238ZM238 231H236V233H237ZM247 231H248V230H247ZM261 231H264V230L262 229ZM221 232H222V231H221ZM208 233H210V232H208ZM214 233H215V231H214ZM225 233H226V232H224L223 234H225ZM256 233H258V231H257ZM231 234H232V233H231ZM207 235H208V234H207ZM209 235H210V234H209ZM236 235H237V234H236ZM186 237H187V236H186ZM207 237H208V236H207ZM223 237H224V235H223ZM229 237H230V236H229ZM244 237H245V236H244ZM187 238H188V237H187ZM30 239H31V238H30ZM206 239H208V238H206ZM248 239H249V238H248ZM92 240H93V239H92ZM30 241H31V240H30ZM30 241H29V242H30ZM213 241H214V240H213ZM233 241H234V240H233ZM233 241H231V246H232V244H233V243H232ZM236 241H237V240H236ZM198 242H199V241H198ZM26 243H27V242H26ZM190 243H191V242H190ZM219 243H220V242H219ZM236 243H237V242H236ZM236 243H235V244H236ZM239 243H240V242H239ZM51 244H52V243H51ZM55 244H56V243H55ZM163 244H164V243H163ZM165 244H166V242H165ZM169 244H170V242H169ZM169 244H168V245H169ZM200 244H201V243H200ZM202 244H203V243H202ZM235 244H234V245H235ZM25 245H26V244H25ZM168 245H167V246H168ZM218 245H219V244H218ZM28 247H29V246H28ZM164 247H165V246H164ZM164 247H163V248H164ZM205 247H206V249H207V246H205ZM235 247H236V246H235ZM244 247H245V246H244ZM262 247H263V246H262ZM218 248H219V247H218ZM222 248H223V246H222ZM236 248H237V247H236ZM159 249H160V248H159ZM232 249H233V248H232ZM94 250H95V249H94ZM108 250H109V248H108ZM114 250H115V249H114ZM114 250H113V251H114ZM208 250H209V249H208ZM233 250H234V249H233ZM78 251H79V250H78ZM90 251H92V250H90ZM90 251H89V252H90ZM109 251H110V250H109ZM109 251H108V254H109ZM116 251H117V250H116ZM206 251H207V250H206ZM221 251H222V250H221ZM25 252H26V251H25ZM117 252H118V251H117ZM158 252H159V251H158ZM207 252H208V251H207ZM94 253H95V252H94ZM204 253H205V252H204ZM90 254H93V253H90ZM206 254H207V253H206ZM78 255H79V254H78ZM78 255H77V256H78ZM95 255H96V254H95ZM99 255H100V254H99ZM113 255H114V254H113ZM158 255H159V253H158ZM198 255H200V253H199ZM202 255H203V253H202ZM212 255H213V253H212ZM96 256H97V255H96ZM111 256H112V255H111ZM111 256H110V257H111ZM161 256H162V255H161ZM178 256H179V255H178ZM186 256H188V255H186ZM190 256H191V255H190ZM218 256H219V255H218ZM226 256H227V254H226ZM113 257H114V256H113ZM113 257H112V258H113ZM200 257H201V256H200ZM97 258H98V257H97ZM158 258H159V257H158ZM193 258H194V257H193ZM193 258H192V259H193ZM110 259H111V258H110ZM200 259H201V258H200ZM217 259H218V258H217ZM154 261H156V260H154ZM214 261H216V260H214ZM218 261H220V260H218ZM221 261H223V260H221ZM184 262H186V261H184ZM195 262H196V261H195ZM193 263H194V262H193ZM133 264H134V263H133ZM184 264H186V263H184ZM205 264H206V263H205Z\"/></svg>", "mask_w": 264, "mask_h": 264}]
</instances>
